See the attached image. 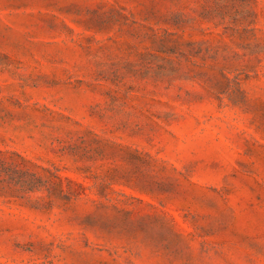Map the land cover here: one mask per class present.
Listing matches in <instances>:
<instances>
[{
	"label": "rangeland",
	"instance_id": "obj_1",
	"mask_svg": "<svg viewBox=\"0 0 264 264\" xmlns=\"http://www.w3.org/2000/svg\"><path fill=\"white\" fill-rule=\"evenodd\" d=\"M0 264H264V0H0Z\"/></svg>",
	"mask_w": 264,
	"mask_h": 264
},
{
	"label": "trees",
	"instance_id": "obj_2",
	"mask_svg": "<svg viewBox=\"0 0 264 264\" xmlns=\"http://www.w3.org/2000/svg\"><path fill=\"white\" fill-rule=\"evenodd\" d=\"M0 153L2 152L0 151ZM4 170H5V164L0 160V174H2Z\"/></svg>",
	"mask_w": 264,
	"mask_h": 264
}]
</instances>
